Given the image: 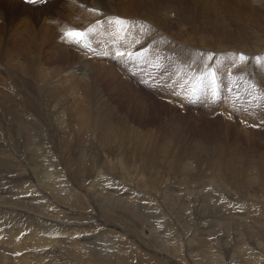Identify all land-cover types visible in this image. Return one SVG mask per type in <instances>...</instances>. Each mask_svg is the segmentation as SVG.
<instances>
[{
	"label": "rangeland",
	"instance_id": "374dc122",
	"mask_svg": "<svg viewBox=\"0 0 264 264\" xmlns=\"http://www.w3.org/2000/svg\"><path fill=\"white\" fill-rule=\"evenodd\" d=\"M63 1L65 0L52 1V3L55 4H51V7L48 6L50 8L45 12L41 11L43 7L38 9L36 6H25L23 4L28 9L27 13L21 9H15L8 12L7 15L9 17L11 14L13 15L12 19H10L9 31L14 33L23 29H28V34L30 36L28 43L31 44V37H37L39 39V37L33 33H40L43 37H45L46 31H43V27H47L46 24L48 21L51 25L57 24V26L50 27L53 30H49L47 28V32L50 34L45 38L46 40L44 39L43 46L40 44L34 45L28 51L19 54V57L15 58L12 63L15 64V67L17 66L20 69L19 70L16 67L13 72H17L18 75L20 74L18 77L21 79L30 78V74H28L30 67H28V69L27 64L22 63L25 62L23 60V56L26 54L35 59L37 58L35 57L37 54L41 60L33 61L35 66L42 64L43 67H47V85L48 83H53V85H46V90L43 89L42 92H38L39 94L35 93L37 92L36 85L39 83L35 81V84L31 88L32 97H38L40 104L43 105V113L41 115L43 120H41V117L39 119L36 118L35 115L37 114L34 113V115H30L31 117L29 116L30 119L27 121L28 124H30L29 128H33L36 125L35 130L31 131L30 134L33 142H36L37 144L38 140H36V138L38 139V137L42 135L43 145H47V147H44L47 149V154L50 155L49 158L52 162H54V165L55 161L60 162L62 166L61 168L63 169L62 178L66 175V177L63 178L64 180L68 176L77 181L78 184L72 186V190L74 189V192H80L82 197H85L82 198L85 202L82 207H85V210L74 209V211H85L89 215L96 216V218H99L100 213L103 218L101 222L109 223V229H112V243L117 245L125 244L126 240H128V244L130 243V248L128 247L124 250L127 251L128 255L132 256H130V259L133 261L132 264H166L164 261H158L159 259L157 258V253H162L164 250L165 251L163 253L167 255L168 258L170 257L169 259H173L172 254H168L169 248L167 247L169 246V242L152 243L148 239V241L146 240V238L149 237V228L152 230L151 224H153L152 226L155 230L162 232L160 234L157 233L156 236L161 235L164 241L169 239L172 241L173 239L171 242L172 245L170 244V246H173V242H175L176 239L179 240V237L176 238L174 237L175 234H173L174 230H177L175 227L178 226L179 229L181 228L185 234V239L188 238V240L191 239V242L194 241L197 244L200 243L199 246L202 247L200 249V253L202 254L201 259L206 260L207 262L212 261L211 255L215 253L214 251L216 249L219 250L222 245L221 242H230L231 245L234 244L232 241H235L236 243L238 242L237 244H234L233 249H236L238 245H248L246 247L249 249V247H253L254 242L258 243L260 241L264 243V36H262L264 35V15H262L264 14V4L259 8V10H262L263 13L261 14L258 10L257 15L259 16H257L256 13L255 15L253 14V21H249L250 24L247 23L244 25V28L241 29V31L238 29L240 26H237V31L239 30V33L236 30L233 31L230 26L233 19L236 17L239 21L240 19L243 20L242 16H246V18L249 17L246 12H243V5H241L244 4L243 0H232L236 4L227 5L233 8L235 6V9L233 10H237L236 13H233L228 9L227 11L217 9V14L220 16L225 29L227 31L234 32L232 34H227L228 32L223 27H218V31L215 26L207 23V10H205L208 5L207 7L214 11L220 3H223L224 0H210V6L207 4L208 0H204L205 6L201 4L204 2H201V0H153L152 4H157L159 2L158 4L161 9L163 7V9H169V11L166 12L167 17L171 18L169 20L174 23L173 25H166L168 29L171 28L169 31L162 25H158L155 22H146V19L142 16L139 18L140 20L130 22V25L132 26L130 27L131 29L128 28L127 24L124 25L123 29L125 30V27L128 29H126L127 31H124L128 39L133 37V34L130 33L132 32V28L137 31L141 30L144 33H147L141 36L139 39L140 41L137 43L141 47V49L136 47L138 48V51L140 50L139 55H135L137 51L136 48L135 50L130 51L133 53L132 58H129L127 55L119 56L116 52H114L115 50H120L122 53H127V47L132 45V41L130 40L123 41L117 38L98 40L96 37L92 36V44L95 46L97 42L95 47L92 46L95 51H99L96 48L105 49L107 51V54L102 55L103 62L109 61L110 59L113 60L111 68L112 71H115L119 78L118 76L116 79L112 77L114 80L111 79V82L110 78L106 77L105 72L100 73L99 71L94 70L92 66V68H85V65L82 64V62L88 60L87 54L83 55L84 57H81V61L79 59L80 57L77 58L79 53L84 54L85 52H79L72 44H69L66 41H61L63 36L62 30L67 27H71L65 18L61 17L59 12L55 13L56 10L62 11L64 9H57L59 4ZM144 1L146 0H143V2ZM102 2L103 0H80L78 6L88 11L92 19L99 14L106 13L110 16H115L114 13H116L119 8L117 9V7L114 6V0H109L110 8L113 11L115 10L114 13L104 10ZM90 4L91 6H89ZM184 4H187V7L189 5L194 6L195 10L187 8ZM166 5H168V7H166ZM87 8L97 9L99 12H92ZM199 8H203V12H198L200 10ZM66 13L68 12L66 11ZM59 20L60 22H58ZM90 22L91 21H89V24H92L84 29L97 26L96 20H92V22ZM255 22L258 25H256ZM259 22L261 23L259 24ZM148 23L154 26L153 30L150 31L148 29L149 25H147L148 27L146 28V24ZM79 25L80 26L73 27L77 29L83 27V25ZM109 27L113 28L115 26L111 23L109 24ZM138 27L141 28L139 29ZM173 28H175V30ZM179 28L187 31L189 34L187 37H189V39L184 37L185 33L182 34L184 31L182 29V31L179 30ZM260 28L262 30H260ZM111 31L112 30H110V32ZM255 33H258V35ZM20 35L25 36L24 33H19L17 35L18 39H20ZM255 35H257V37ZM227 36H229V38ZM159 40H161V42ZM166 40L169 41L166 42ZM189 40L191 41V44H188L190 43ZM203 40L208 41L207 45L211 46H203L201 43ZM51 43L57 47H52ZM64 43L68 45L65 48ZM155 43H158V45H155ZM224 49L226 51H224ZM98 54H100V52ZM208 55H212V59L219 60L218 66L219 69L222 70L221 72L223 73V76H225L228 71H240L230 72L228 79L237 83V94L244 92L246 99H253V110L256 108L255 104L257 102L259 103V111L257 114L238 112L236 116L230 117L218 115L217 113L211 111V106L205 104L208 103L209 105H215V103L209 102L204 96H200V99L187 98V101H190V103L196 101L203 103L205 109L202 108L203 106L190 107L188 104L183 102L177 103L175 101L178 100L180 96H183L184 98L188 96L186 88L192 81V73L190 70L197 68L199 61L204 60V57H207ZM241 55L249 61L246 64V67H249L253 71L246 68H236L233 70L228 69L227 65L230 64L233 58ZM97 62L100 61L98 60ZM78 69L82 72V74H84L82 76L87 79V83L82 80H80V83L75 81L72 82L73 78L75 79V77L78 76L82 77L81 75H78ZM57 70H60V72L55 74L54 71ZM112 71L110 70L108 73H111ZM64 74L65 76L58 78ZM7 75L8 73L6 68L1 67L0 77L3 81H5L3 83H8L10 87L7 86L8 84L5 87V85L1 83V86H3L1 88L3 89H0L13 94H15L14 90L19 92L21 89L23 91L24 88L20 84L19 85L21 87L17 86L12 89V85L6 81L8 79ZM183 76H185L186 81L183 87H180L182 85V81L180 80H182ZM256 78L259 82L258 84H255L254 82ZM118 81L122 83L119 85L120 87L118 86ZM245 82H248L246 87L243 85ZM111 83H114L113 86ZM54 84L57 86H54ZM124 85L128 87L126 90H124ZM49 86H53V88ZM53 89L56 90L53 92ZM64 89H66V91ZM199 90H201V87L197 86V91L195 92L196 95H200ZM173 92H175V94ZM170 95H172L175 99L168 98ZM174 101L176 102L175 105ZM170 105L171 107L174 106V108H170ZM181 105L182 107L180 108ZM217 109L218 107L215 110ZM240 116L241 119L243 117V121H241ZM23 117H27V115L25 114ZM102 117L106 119L107 124L105 123V119ZM102 120L104 121L103 123L101 122ZM246 121H248V124ZM105 125H107V127ZM94 135L97 136L95 137ZM3 136L4 139L2 138ZM24 138L25 137H21V142ZM0 141L5 145L7 141L13 142L9 139L8 134L5 133H1ZM79 151H82L81 156ZM23 152L25 153V150H23ZM12 154L15 158L13 160L20 162L25 160L21 156V152L16 151ZM45 159L48 166L51 167V162H48L47 157H45ZM80 160L84 161L82 167L78 164L79 162H82ZM35 162L39 164L45 163L42 162L41 159ZM75 165L77 167H75ZM75 168L76 170H78V168H83V171H87L83 174L84 176H82V174H77V176H75L73 174V171L76 172ZM25 170L26 169L22 167L18 168L17 172L24 173ZM83 171L81 170V172ZM98 172L100 173L99 179L101 186L97 185L98 180L96 183L93 179L97 177L96 175ZM16 173H14V178ZM255 176L256 179H254ZM104 178H109L107 180L108 183L103 180ZM22 179L23 178H20V180ZM0 181L3 180L0 179ZM93 181V187L87 186L91 185L89 183H93ZM112 181L116 186L112 183ZM82 189H85L84 193L81 192ZM106 189H109L110 192L108 191L109 193H106ZM11 190L20 193L17 197L20 201H34L31 197L25 194L21 182L14 180L3 183L0 182V199H5V206L11 205L12 198H8L9 194L2 195V193L6 191L9 192ZM100 193H102V195H99ZM92 195L95 199H105L106 196H110V199L112 200L109 199L107 201L109 206H105L96 201ZM118 195H123V197H121L122 199ZM129 195L132 197V200H136L137 198V200L140 199V203L137 206L132 202L127 204L125 200L129 201L131 199ZM117 197L119 201L117 200ZM148 198L153 199V201L151 202L150 200H147ZM219 199H224L222 205L219 204ZM93 201L98 202V205L100 206L97 207L94 203L92 204ZM113 201L114 204L112 203ZM233 201H236V209L232 208ZM41 202L42 201L37 204H43ZM253 202L257 204V206H255L256 208L253 206ZM124 203L126 206H122ZM156 203L160 205L157 204L155 205L156 207H154V204ZM147 205H150V207ZM103 206L109 209L112 207V212L109 210L108 213L105 211ZM127 206L129 209L138 210L137 217L136 215L133 217V219H136L131 221L127 218L128 223L122 220L119 215V211L127 213L126 210L124 211L118 209H124L125 207V209H127ZM172 206L175 207V210ZM117 209L119 211H117ZM168 209H170L171 212ZM2 212L0 207V224L2 225L0 233L2 236H0V241H5L6 243L0 244H7V238L10 237L12 229L20 226L21 224L23 225L20 226V229L23 230V232L19 233V237L22 236L23 233L25 234V231L28 229L29 230L27 232L29 235H32V233L37 230L35 226H32L33 223L31 225L30 220L28 221V219L23 216L21 212H12L6 215L3 210ZM30 215L32 216V214ZM71 215H73L71 216V219L73 220L78 218L76 217L77 215ZM199 216L203 219L198 220ZM207 218H209L210 221L208 226L203 225V223L207 221ZM109 219L111 220L109 221ZM115 220L117 221L116 223ZM97 222L91 223L90 225H95L94 228L99 229L103 225H101L99 221ZM173 222H176L177 226L172 224ZM3 223L11 226H4ZM165 224H167V229H165ZM201 225L203 230L196 231L198 230V227H201ZM12 226L14 227L12 228ZM85 226L84 229L87 233L82 232V236L89 237L91 233L86 231L87 228H85ZM148 226L149 228H147ZM21 227L24 228L22 229ZM94 228L93 230L96 232L97 230ZM102 228L105 229L106 227ZM6 231L9 232V234ZM169 233L172 235V238L171 236L169 237ZM180 237L181 241L185 242V240L182 239V236ZM138 241L142 243H138ZM18 244L22 245V243ZM99 244L100 243H95L97 247L103 248V250L98 249V251L94 254V257L97 255L103 257L107 254L105 252L110 250L107 247H104L109 243ZM28 247L29 250L32 249L30 248L31 246H26L25 248ZM29 250L25 249V251H23L20 255H11L9 256V259L11 260L12 258L18 257L21 258L23 255H26ZM48 250L51 251V249ZM236 250L240 251L238 248ZM38 251L39 249L32 250L31 254H29L31 255L30 257L33 256L36 258L38 256L41 257L45 255V253H40ZM187 252H189V250ZM3 253L4 250H0V254ZM61 253L62 254L55 253V255L52 254V256L64 257V255H66V261L69 264V253H67L68 255L66 253L63 254V252ZM146 253L152 257L149 255L145 256ZM52 256L50 255V258H52ZM80 259L87 260V254L77 253L75 255L74 262L81 261ZM176 260H178L176 264H189L187 260L183 261L178 257ZM195 260L196 262H199V259H194V261ZM202 262L205 264V261ZM9 263L14 264L11 261H8L7 264Z\"/></svg>",
	"mask_w": 264,
	"mask_h": 264
},
{
	"label": "bare ground",
	"instance_id": "6f19581e",
	"mask_svg": "<svg viewBox=\"0 0 264 264\" xmlns=\"http://www.w3.org/2000/svg\"><path fill=\"white\" fill-rule=\"evenodd\" d=\"M54 1V0H53ZM56 1V0H55ZM79 1L80 0H65L63 1L62 3L59 4V6L57 7V9H61V8H64L62 11H57L59 12V14L61 15L62 18H65V20L67 21V23L70 24L71 27L73 26H80L79 24L83 25V27H80V29H84L85 27H88L90 26L92 23V20H96L97 22V26L95 27H92L94 28V34H93V37H96L98 40H108V39H121L123 41L125 40H130L132 41V45H130L129 47H127V51L130 52L132 50H135L136 47H139V49H141V47L137 44L140 40V37L147 34V33H141L140 31H137L135 30L134 28H132V33L133 34V37H131L130 39H128L124 33V31H127V27H125L126 29L122 30V31H119L118 30V27L117 25L114 24V21L115 19L117 18H120V19H123L125 21H128L127 23V26L128 28L132 27L130 25V22H136L138 20H140L139 18L143 16V18L146 19V22H155L157 23L158 25H162L163 27H165L167 30L170 31V29H168L166 27V25H170L172 23V21H170L169 19L171 18H168L167 17V14L166 12L169 11V9H161L160 5L157 3V4H152L153 3V0H146L143 2V0H114V6L117 7V9L119 8V10H117L116 13L115 10L113 11L111 8H110V5H109V0H103L102 2V7L104 8V10H106L107 12H113L115 14V16H110L108 13L106 14H99L98 16H96L95 18H91V15L88 11L84 10L82 7H79ZM86 1V0H85ZM100 1V0H99ZM151 1V2H150ZM157 1H160V0H157ZM182 1V0H181ZM197 1V0H196ZM204 1V0H201V2ZM207 1V0H206ZM238 1V0H236ZM18 2V3H17ZM141 2V3H140ZM244 4H241L243 5V12H246V14L249 16L246 18V16H242V19H239L236 17L233 19L232 23H231V29L234 31L236 30L237 31V26H240L238 29H243L244 28V25H246L247 23H249V21H253V14L257 15V11L259 10V8L261 6H263L264 4V0H243ZM90 3V1H89ZM156 3V2H155ZM199 3V2H198ZM210 0H208V3L209 6H210ZM51 4H55V3H52L51 1L46 4L45 7H43V9L41 10L42 12L44 11H48L49 8L51 7ZM190 4V3H189ZM188 4V5H189ZM203 6H205V1L201 3ZM213 4V3H212ZM217 4V3H216ZM228 4H231V5H235L236 3L233 2L232 0H229V1H226L224 0L223 3L219 4L217 8H215V10H211V8L207 7L206 6V9L207 10V18H206V21L207 23H209L210 25H213L217 28V30L219 29L218 27H224L223 25V22L221 21V18L220 16L217 14V9H220V10H223V11H227L230 10L232 11L233 13L237 10H233L235 9V6L234 8L231 7V6H227ZM185 5V4H184ZM187 5V4H186ZM185 5V6H186ZM240 5V6H241ZM50 6V7H48ZM56 6V5H55ZM91 6V4L89 5ZM88 6V7H89ZM201 6V5H200ZM213 6V5H211ZM217 6V5H216ZM239 6V7H240ZM53 7V6H52ZM112 7V5H111ZM166 7H168V5H166ZM187 7V6H186ZM264 7V6H263ZM187 8L189 9H194V6H188ZM213 8V7H212ZM15 9H21L23 10L25 13H27V8L22 4L21 5V2L19 1H16V0H0V66L3 67V68H6V71L8 73L7 77L8 79L6 80L7 82H9L11 85H12V89H14V87H17V86H22L24 89L23 91L20 89L19 92H17L16 90H14V93H10L8 91H4V90H1L3 88V86H1V83L5 82L1 79L0 77V136H1V133H5V134H8L9 136V139L13 142H10V141H7L6 142V145L3 143H1L0 141V179L3 180V181H0V182H8V181H19L21 182V185L24 189V192L27 196L31 197L34 201H31V200H27V201H20L18 200V196L20 195L19 192H15V191H9V192H3L2 195H5V194H9L8 195V198H12V201L11 199V205H7L5 206L4 205V200L5 199H0V207H1V212L2 210L4 211V214H10L12 212L14 213H18V212H21L23 216H25L28 221L30 220V223L32 226H35L37 228V230L35 232L32 233V235L28 234V230L25 231V234L23 233L22 236L19 237V233L20 232H23V230L20 229V226L23 225L21 224L20 226L18 227H14L12 226V231H11V235L7 241V244L5 245H2L0 244V250H4V253L3 254H0V264H7L8 261H11L12 263L14 264H68V262L66 261V255H64V257H53L52 254L55 255V253H60L62 254L61 252H63V254H67L69 253V256H70V263L69 264H132V260L130 259V256L131 255H128L127 251L124 250L125 248H130L129 244H128V240H126L125 244H120V245H117V244H114L112 243V240H111V234H112V229L110 230V225L109 223H104V222H101L103 220L102 216L100 215L99 213V218L96 216H92V215H89L88 213H86L85 211H74V209H83L85 210V207H82L84 206L85 202L82 200V198H85V197H82L81 193L78 192H74L72 190V186H75L77 183V181L75 179H71L70 177L67 176V178L64 180L63 178L66 177V175L62 178V166L60 164L59 161H55V165H54V162L51 161V159L49 158V154H47V149L44 147L47 145H43V136L40 135L38 137V139L36 138L37 141V144L36 142H33V139L32 137H30V134H31V131H34L35 128H36V125L33 127V128H29L30 124H28V119H30V115H34V113H36L37 115H35L36 118H40L42 113H43V105L40 104V101L37 98H34L32 97V86L35 84V81L37 83H39L38 85H36V89H37V92L35 93H38V92H42L43 89L46 90V85H47V80H48V71H47V67H43L42 64H38L37 66H35V63L33 61H38V60H41V58L39 59V57H37L36 59L33 58V57H29L27 54L24 55L23 57V60L26 62H22L24 64H27V68L30 67V69L28 70V74H30V78L29 79H21L19 78L16 73L13 72V70L17 67H15V64L12 63L14 61L15 58H18L19 57V54L21 53H24L25 51H28L29 49H31L34 45H38L40 44L41 46H43V41L46 37H48V32H47V28L49 30H53L52 28H50L51 26H57V24H50V22L48 21L47 22V27L44 26L43 27V31H46L45 33V37H43L40 33H33L35 34L36 36L39 37V40L37 37L34 38V37H31V41H32V44L31 43H28V40H29V34H28V29H23L21 31H17V32H14V33H11L9 31V25H10V19H12V14L11 16L9 17L7 15L8 12H11L12 10H15ZM68 13H66V11ZM89 10V8H87ZM200 9V8H199ZM242 9V8H241ZM172 11V10H171ZM170 11V12H171ZM29 12V11H28ZM38 12V11H37ZM173 12V11H172ZM171 12V13H172ZM198 12H203V8L200 9ZM259 12L262 14L263 11L262 10H259ZM40 13V12H39ZM63 13V14H62ZM169 13V12H168ZM170 13V14H171ZM242 13V12H240ZM37 14V13H36ZM170 14H169V17H170ZM192 14V13H191ZM244 14V13H242ZM245 14V15H246ZM18 15V14H17ZM24 15V14H23ZM209 15V16H208ZM264 15V14H262ZM195 16V15H194ZM197 16V15H196ZM202 16V15H201ZM241 16V15H240ZM239 16V17H240ZM259 16V15H257ZM60 17V18H61ZM199 17V16H197ZM205 17V16H204ZM142 18V19H143ZM257 18V17H256ZM57 19V18H56ZM55 19V20H56ZM175 19V18H174ZM196 19V18H195ZM263 19V18H262ZM184 20V19H183ZM258 20V19H256ZM54 21V20H53ZM57 21V20H56ZM84 21H87V22H84ZM89 21H91L89 24ZM144 21V20H143ZM142 21V22H143ZM260 21V20H259ZM264 21V20H263ZM55 22V21H54ZM60 22V20L58 21ZM57 22V23H58ZM140 22V21H139ZM79 23V24H78ZM113 23V25L115 27L113 28H110L109 27V24ZM145 23V22H144ZM193 23V22H192ZM256 23V22H255ZM261 22H259L260 24ZM208 24V25H209ZM250 24V23H249ZM248 24V25H249ZM264 24V23H263ZM262 24V25H263ZM137 25V24H136ZM149 25V27L147 26ZM171 25V26H172ZM247 25V26H248ZM256 25H258L256 23ZM61 26V25H60ZM140 26V25H139ZM246 26V27H247ZM251 26V25H250ZM264 26V25H263ZM124 27V26H123ZM134 27V26H133ZM137 27V26H136ZM148 27V29L151 31L153 30L154 26H152L151 24H146V28ZM214 27V28H215ZM260 27V25H259ZM79 28V27H78ZM139 28V27H138ZM141 28V27H140ZM139 28V29H140ZM145 28V26H144ZM215 28V29H216ZM255 28V27H254ZM62 29V28H61ZM131 29V28H130ZM134 29V30H133ZM147 29V30H148ZM160 29V28H159ZM175 30V28H173ZM182 29V28H181ZM179 28V30H181ZM186 29V28H185ZM200 29V28H199ZM211 29V28H210ZM221 29V28H220ZM256 29V28H255ZM110 30H112L110 32ZM173 30V31H174ZM184 31V29H182ZM181 30V31H182ZM205 30V29H204ZM226 30V29H225ZM245 30V29H244ZM248 30V29H247ZM260 30H262L260 28ZM259 30V31H260ZM57 31V30H56ZM216 31V30H215ZM219 31V30H218ZM221 31V30H220ZM227 31V30H226ZM235 31V32H236ZM239 31V30H238ZM237 31V32H238ZM255 31V30H254ZM253 31V32H254ZM258 31V32H259ZM61 32V31H60ZM63 32V31H62ZM140 32V33H139ZM152 32H155V31H152ZM223 32V31H222ZM228 33L227 34H232L234 32L232 31H227ZM256 32V31H255ZM264 32V31H263ZM19 33H24L25 36L23 35H20L18 39L17 38V35ZM54 33V32H53ZM174 33V32H173ZM184 37L188 38L187 36H189V34L187 33V31H184L182 34H184ZM198 33V31H197ZM214 33V32H213ZM239 33V32H238ZM252 33V32H251ZM261 33V32H259ZM61 34V33H60ZM160 34V33H159ZM168 34V33H166ZM258 35V33H255ZM63 35V34H62ZM164 35V34H163ZM192 35V34H191ZM226 35V33H225ZM257 35H255L257 37ZM261 35V34H260ZM31 36H32V32H31ZM171 36V35H170ZM168 36V37H170ZM264 36V35H262ZM63 37V36H62ZM176 37V35H175ZM183 37V38H184ZM224 37V35H223ZM226 37V36H225ZM229 38V36H227ZM261 37V36H260ZM162 38V37H161ZM165 38V37H164ZM185 38V39H186ZM191 38H194V37H191ZM168 39V38H166ZM173 39V37H172ZM175 39V38H174ZM46 40V39H45ZM202 40V39H201ZM61 41L65 42V40L63 38H61ZM161 42V40H159ZM158 41V42H159ZM169 41V40H168ZM166 40V42H168ZM186 41V40H184ZM188 41V40H187ZM190 41V40H189ZM193 41V40H192ZM195 42V41H193ZM164 43V41H163ZM203 44V46L207 45L208 41H202L201 42ZM63 44V43H62ZM65 47H67L68 45L66 43H64ZM97 44V42H96ZM95 44V46H96ZM158 45V43H155V45ZM169 44V43H168ZM188 44H191V41L190 43ZM52 45V43H51ZM154 45V46H155ZM200 45V44H199ZM263 45V44H262ZM59 46V45H58ZM75 49H77L79 52H85L84 54L83 53H79V55H77V58L80 57V61H81V57H84L83 55L87 54V57H88V60L85 61V62H82V64L85 65V68L87 67H93L94 70H97L99 71L100 73L102 72H105L106 73V77L110 78V81L111 79L114 80V78L116 79V77L118 75H116L115 71L113 70L112 71V62L113 60H109V61H105L103 62V54H107V51L105 49H99V48H96L98 49L99 51L96 52H92V51H87L85 49H82V48H78L77 46L75 47V45H73ZM92 46H94L92 44ZM94 46V47H95ZM153 46V45H152ZM201 46V45H200ZM199 46V47H200ZM207 46H211V45H207ZM52 47H57L56 45H52ZM132 47V48H130ZM259 47V46H258ZM50 48V47H49ZM60 48V47H59ZM63 48V47H62ZM63 48V49H64ZM130 48V49H129ZM137 51H136V54L135 55H139L140 54V50L138 51V48H136ZM264 49V48H263ZM218 50V49H217ZM249 50V49H247ZM57 51V50H56ZM120 52V50H115L114 52ZM222 51V50H221ZM224 51H226L224 49ZM258 51V50H256ZM60 52V51H59ZM68 52V51H67ZM100 52V54H98ZM127 52V53H128ZM40 53V52H39ZM29 54V53H28ZM32 54V53H31ZM56 54V53H55ZM67 54V53H66ZM30 55V54H29ZM45 55V54H44ZM73 55V54H72ZM76 56V55H75ZM181 56V55H180ZM22 57V56H21ZM76 58V57H75ZM76 58V59H77ZM78 59V60H79ZM87 59V58H86ZM101 59V60H100ZM178 59V58H177ZM17 60V59H16ZM15 60V62H16ZM100 61V62H97V61ZM31 62V63H30ZM95 62V63H93ZM93 63V64H91ZM110 65H109V64ZM189 63V61H188ZM183 64V63H182ZM19 65V64H18ZM20 66V65H19ZM0 67V68H1ZM91 67V68H92ZM18 68V67H17ZM19 69V68H18ZM90 69V68H89ZM20 70V69H19ZM25 70V69H24ZM27 70V69H26ZM82 70V69H81ZM112 71L111 73H108V71ZM77 71L78 72V75H84L82 74V72H80V70L78 69ZM76 71V72H77ZM51 72V71H50ZM60 70H57V71H54L55 74L59 73ZM5 73V72H4ZM87 73V71H86ZM77 74V73H76ZM75 74V75H76ZM73 75V74H72ZM64 75H61L59 76L58 78H62ZM99 77V76H98ZM114 77V78H112ZM119 78V76H118ZM85 81L87 83V79L82 76H78V77H75V79L73 78L72 82H77V83H80L81 81ZM52 82V81H51ZM112 82V81H111ZM119 82V81H118ZM84 83V82H83ZM8 84V83H7ZM6 83L3 85H7ZM20 84V85H19ZM50 83H48L49 85ZM82 84V83H81ZM109 84V82H108ZM114 83H111V85L113 86ZM122 84V83H118V86ZM47 85V86H48ZM50 85H53L50 84ZM9 86V84L7 85ZM20 86V87H21ZM54 86H57L54 84ZM84 86V85H83ZM10 87V86H9ZM51 87V86H49ZM60 87V86H58ZM87 87V86H86ZM120 87V86H119ZM170 87V86H169ZM178 87V85H177ZM176 87V88H177ZM53 88V86L51 87ZM122 88V87H121ZM124 90H126L128 87L126 85H124ZM175 88V87H174ZM6 89V88H5ZM105 89V88H104ZM8 90V89H6ZM54 90L56 89H53L52 91L54 92ZM58 90V89H57ZM66 91V89H64ZM63 90V91H64ZM68 90V89H67ZM176 90V89H175ZM13 91V90H12ZM128 91V90H127ZM169 91V89H168ZM48 92V91H47ZM52 92V93H53ZM51 93V94H52ZM169 93V92H168ZM175 94V92H173ZM172 93V95H173ZM177 93V92H176ZM39 94V93H38ZM54 94V93H53ZM60 94V92H59ZM58 94V95H59ZM170 94V93H169ZM167 94V95H169ZM47 95V94H46ZM57 95V94H56ZM63 95V94H62ZM65 95V94H64ZM166 95V96H167ZM172 95H170L168 98H172V99H175ZM180 96V95H179ZM178 96V97H179ZM57 98V97H56ZM63 99V98H62ZM67 99V98H65ZM64 99V100H65ZM177 99V98H176ZM132 100V99H131ZM166 100V99H165ZM187 101V97L184 98L183 96H180L178 98V100H175L177 103L181 102L182 101ZM59 101V100H58ZM68 101V100H67ZM163 101V100H162ZM161 101V102H162ZM174 101V105H175V102ZM168 102V101H167ZM163 103V102H162ZM166 104V102H165ZM83 106V104H82ZM142 106V105H141ZM25 107V108H23ZM85 107V105H84ZM170 108H174L171 107V105L169 106ZM182 107V105L180 106V108ZM178 108V107H177ZM176 108V109H177ZM81 110V109H80ZM173 110V109H172ZM84 111V109H83ZM87 112V111H86ZM79 113V112H78ZM27 115V117H23L24 115ZM80 114V113H79ZM78 114V115H79ZM240 115V114H239ZM244 115V114H243ZM30 116V117H29ZM61 116V115H60ZM75 117V116H74ZM80 117V116H79ZM86 117V116H85ZM245 117V116H244ZM247 117V115H246ZM104 118V117H102ZM251 118V117H250ZM260 118V117H259ZM37 119V120H38ZM46 119V117H45ZM60 119V118H59ZM105 119V118H104ZM240 119H241V116H240ZM243 119V117H242ZM241 119V121H243ZM41 120L42 117H41ZM88 120V119H87ZM248 120V119H247ZM36 121V120H35ZM84 121V120H83ZM249 121V120H248ZM248 121L247 124H248ZM41 122V121H39ZM91 122V121H90ZM102 123L104 122L103 120L101 121ZM105 123H106V119H105ZM39 124V123H38ZM42 124V123H40ZM47 124V123H46ZM63 124V123H62ZM107 124V123H106ZM246 124V123H245ZM244 124V125H245ZM254 124V123H253ZM57 125V124H56ZM75 125V124H74ZM88 125V124H87ZM101 125V123H100ZM104 125V124H103ZM48 126V125H47ZM107 127V125H105ZM52 127V126H51ZM100 127V126H99ZM44 128V127H43ZM64 128V127H63ZM88 128V127H87ZM102 128V127H101ZM51 129V128H50ZM41 133V132H40ZM65 133V131H64ZM46 134V133H45ZM72 135V134H71ZM38 136V135H37ZM95 136V135H94ZM97 136V135H96ZM95 136V137H96ZM21 137H25L23 139V141L21 142ZM78 137V135H77ZM103 137H104V134H103ZM4 139V136L2 137ZM20 138V139H19ZM76 138V137H75ZM99 138V137H98ZM64 139V138H63ZM104 139V138H103ZM53 140V139H52ZM79 140V139H78ZM98 141V140H97ZM65 142V141H64ZM11 143V144H10ZM61 143V142H60ZM46 144V143H45ZM53 144V143H51ZM65 144V143H64ZM52 148V147H51ZM78 148V147H77ZM23 150H25V153L23 152ZM68 150V149H67ZM76 150V149H75ZM21 152V156L23 157V159H25L24 161H16V160H13L15 159L13 154L14 152ZM10 152V154H9ZM91 153V152H90ZM108 153V152H107ZM79 154L81 156L82 154V151H79ZM63 155V154H62ZM79 156V157H80ZM34 157V158H33ZM45 157L48 158V162H51V167L48 166V163L45 159ZM65 157V156H63ZM61 157V158H63ZM17 158V157H16ZM251 158V157H250ZM18 159V158H17ZM41 159L42 162H45L44 164H39V163H36L35 161ZM111 159V158H110ZM239 159V158H238ZM20 160V159H19ZM58 160V159H56ZM72 160V159H71ZM76 160V159H75ZM82 162H79L78 164L82 167V164H83V160H80ZM94 162V161H93ZM75 163V162H74ZM86 163V162H85ZM14 164V165H13ZM63 165V163H62ZM86 165V164H85ZM74 166V165H73ZM84 166V165H83ZM24 167L25 172L24 173H18L17 172V169L18 168H22ZM75 167H77L75 165ZM79 167V166H78ZM88 167V166H87ZM64 168V167H63ZM239 168V167H238ZM74 170V169H73ZM76 170V168H75ZM81 170L83 171V168H78V170H76V172L73 171V174L75 176H77V174H82V176H84L83 174L87 171H83L81 172ZM17 172V173H16ZM68 172V171H67ZM67 172H65L66 174H68ZM124 172V171H123ZM11 173V175H10ZM14 173H16L15 175V178H14ZM100 173L98 172V174L96 175L97 177L96 178H93L94 181L96 182L98 180V186H101L100 185ZM10 176V177H9ZM258 176V175H257ZM20 178H23L22 180H20ZM89 178V177H88ZM83 179V178H82ZM256 179V176L255 178ZM253 179V180H254ZM91 180V178H90ZM94 181L93 183H89L91 185H87L89 187H93L94 186ZM110 181V180H109ZM258 181V180H257ZM85 182V181H84ZM83 183V181H82ZM97 183V182H96ZM102 183V182H101ZM108 183V181H107ZM111 183V182H110ZM112 183L114 184V182L112 181ZM111 183V184H112ZM85 185V184H83ZM104 185V183H103ZM102 185V186H103ZM115 185V184H114ZM96 186V184H95ZM107 186V185H106ZM116 186V185H115ZM105 187V186H104ZM74 188V187H73ZM76 188V187H75ZM81 188V186H80ZM97 188V186H96ZM101 188V187H100ZM93 190V189H92ZM100 190V189H99ZM220 190V189H219ZM91 191V190H90ZM104 191V190H103ZM102 191V193H103ZM106 193H109L110 190L106 189L105 190ZM109 191V192H108ZM176 191V190H175ZM82 193L85 192V189H82L81 191ZM216 192V191H215ZM97 193V192H96ZM99 193V192H98ZM102 193H100L99 195H102ZM260 193V192H259ZM175 194V192H174ZM257 194H258V191H257ZM108 195V194H107ZM213 195V194H211ZM88 196V195H87ZM91 196V195H90ZM120 198L123 197V195H118ZM128 196V195H126ZM130 196V195H129ZM196 196V195H195ZM262 196V195H261ZM1 197V196H0ZM92 197L95 199V197L92 195ZM116 197V196H115ZM125 197V196H124ZM131 197V196H130ZM211 197V196H210ZM111 197L110 196H106L105 199H95L96 201L100 202V204L102 203V205H105V206H109L107 201L110 199ZM136 198V196H135ZM181 198V197H180ZM93 199V200H94ZM114 199V198H113ZM122 199V198H121ZM125 199V198H124ZM138 199V198H137ZM132 200V197L131 199L128 201L125 200V202H127V204H130L131 202L133 204H136V206L140 203V199L139 200ZM159 199V198H157ZM167 199V198H166ZM92 200V199H90ZM112 200V199H110ZM117 200L119 201L118 197H117ZM147 200H150L151 202L153 201V199L151 198H148ZM146 200V201H147ZM156 200V199H155ZM212 200V198H211ZM9 201V200H8ZM42 201L41 203L43 204H37L38 202ZM96 201H93L92 204L94 203L97 207H99L100 205H98V202ZM158 201V200H157ZM165 201V200H164ZM143 202V201H142ZM163 202V201H162ZM170 202V201H169ZM264 202V201H263ZM114 204V201L112 202ZM117 203V202H116ZM119 203V202H118ZM161 203V202H159ZM165 203V202H163ZM171 203V202H170ZM169 203V204H170ZM253 206H257V204L255 202H253ZM120 204V203H119ZM125 204V203H124ZM122 205V206H126L125 205ZM158 203L154 204V207H156L155 205H157ZM4 205V206H3ZM121 205V204H120ZM160 205V204H158ZM162 205V204H161ZM168 205V203H167ZM166 205V206H167ZM215 205V204H214ZM264 205V204H263ZM115 206V205H114ZM121 206V207H122ZM150 207V205H147ZM153 206V205H152ZM164 206V207H166ZM170 206V205H169ZM168 206V207H169ZM128 207V206H127ZM160 207V206H159ZM174 207V206H172ZM204 207V206H203ZM214 207V206H213ZM260 207V206H259ZM262 207V206H261ZM264 207V206H263ZM103 208L105 209V211H107L109 213V210H111L112 212V207L111 209L109 208H105L103 206ZM102 208V209H103ZM126 208V207H125ZM121 209V208H118L119 210H126L127 213H122L121 211H119L117 209V211H119V215H120V218L122 220H124L126 223H128V220H131V221H134V218L133 217L136 215L137 217V212L138 210L137 209H129V207L127 209ZM171 208V207H170ZM212 208V207H211ZM210 208V209H211ZM251 208V207H250ZM256 208V207H255ZM258 208V207H257ZM93 209V208H92ZM95 209V208H94ZM152 209V207H151ZM153 209H156V208H153ZM115 210V209H114ZM159 210V209H158ZM170 212L171 210L168 209ZM173 210V209H172ZM174 210H175V207H174ZM173 210V211H174ZM257 210V209H256ZM263 210V209H262ZM136 211V212H134ZM95 212V211H94ZM164 212V211H163ZM166 212V210H165ZM251 212V211H250ZM257 212V211H256ZM3 213V212H2ZM102 213V212H101ZM114 213V212H113ZM116 213V212H115ZM205 213V212H204ZM32 214V216L30 215ZM71 214H74V215H77L76 217H78L76 220H73L71 219ZM107 214V213H105ZM164 214V213H163ZM166 214V213H165ZM95 215V214H94ZM103 215V214H102ZM118 215V216H119ZM141 215V214H140ZM261 215V214H260ZM117 216V215H116ZM161 216V215H160ZM198 216V215H197ZM208 216V215H207ZM115 217V216H114ZM159 217V216H157ZM75 218V217H74ZM141 218V217H140ZM161 218V217H160ZM176 218V217H175ZM26 219V220H27ZM158 219V218H157ZM172 219V218H171ZM178 219V218H177ZM203 219V218H202ZM201 217L199 216L198 220H202ZM106 220V219H105ZM111 219H109L110 221ZM156 220V219H155ZM167 220V219H166ZM165 220V221H166ZM97 221L100 222L101 225V228L102 227H106L105 229H96L94 228V226H91L90 224L91 223H96ZM113 221V220H112ZM123 221V222H124ZM143 221V220H142ZM141 221V222H142ZM160 221V220H159ZM171 221V220H170ZM169 221V223H170ZM176 221V220H175ZM178 221V220H177ZM194 221V220H193ZM20 222V221H19ZM25 222V221H24ZM117 221L115 220V223ZM163 222V221H162ZM172 222V221H171ZM98 223V222H97ZM135 223V222H134ZM168 223V224H169ZM181 223V222H180ZM202 223V222H201ZM200 223V224H201ZM210 221H209V218H207V221H205L203 223V225H209ZM4 224V223H3ZM132 224V223H131ZM130 224V225H131ZM140 224V222H139ZM138 224V226H139ZM172 224H175L176 225V222H173ZM86 225V226H85ZM90 225V226H89ZM133 225V224H132ZM153 224H151V228L152 230L149 228V226L147 228H149V237L146 238V240L148 239L150 242L152 243H166V242H169V246L171 244L172 241L169 239L167 241H164L161 237V235L159 236H156V234H160L162 232H158L157 230H155V228H153L152 226ZM166 227L165 229H167V224H165ZM170 225V224H169ZM4 226H11V225H5ZM28 226V225H27ZM84 226L85 228H87L86 231H89L91 233V235L89 237L87 236H82V232H85V229H84ZM98 226V225H96ZM174 226V225H173ZM172 226V228H173ZM177 226V225H176ZM1 227L2 225L0 224V233H1ZM90 227V228H89ZM99 227V226H98ZM113 227V226H111ZM123 227V226H122ZM7 228V227H5ZM9 228V227H8ZM22 228V227H21ZM24 228V227H23ZM22 228V229H23ZM94 229H96L97 231L95 232ZM140 228V226H139ZM171 228V227H169ZM171 228V229H172ZM177 230H174L173 234L174 237L178 238L179 237V240L176 239L175 242H173V246H168L167 248L168 249V254H172L173 256V259H169L167 255H165L163 252L165 251H162L157 253V258L159 259L158 261H164L166 264H176V262L178 260V258H181L183 261H188L189 264H203L202 261H205V264L206 263H210V264H264V243L262 242H258V243H255L254 242V245L253 247H249V249H247L246 246H240L238 245L236 247V249H240V251L236 250V249H233V246L234 244L236 243L235 241H232V243H234L233 245H231L230 242H224L222 243L221 242V246L218 249H216L212 256V261H206V260H203L201 259V248L199 246L200 243H195L194 241H190L187 239H185V234L183 233V231L181 230V228L179 229L178 226L175 227ZM10 229V228H9ZM27 229V228H26ZM116 229V228H115ZM121 229V228H120ZM164 229V228H163ZM198 230L196 231H202L203 228H202V225L201 227H198L197 228ZM137 230V229H136ZM161 230V228H160ZM114 231V230H113ZM168 231V230H167ZM7 232V231H6ZM166 232V231H165ZM187 232V230H186ZM185 232V233H186ZM260 232V231H259ZM4 233V232H3ZM9 234V232H7ZM87 233V232H85ZM117 233V232H116ZM137 233V232H136ZM135 233V234H136ZM189 233V232H188ZM187 233V234H188ZM114 234V233H113ZM120 234V233H119ZM118 234V235H119ZM125 234V233H124ZM140 234V233H139ZM138 234V235H139ZM86 235V234H85ZM256 235V234H255ZM2 236V235H0ZM4 236V235H3ZM9 236V235H8ZM7 236V237H8ZM115 236V235H114ZM117 236V234H116ZM122 236V235H121ZM124 236V235H123ZM171 236L172 238V235H170L169 233V237ZM182 236V239L185 240V242L181 241V237ZM195 237V236H194ZM227 238V237H226ZM229 238V237H228ZM115 239V238H114ZM113 239V240H114ZM219 239V238H218ZM217 239V240H218ZM236 239V238H235ZM147 240V241H148ZM223 240V239H222ZM238 240V239H237ZM130 241V240H129ZM134 241V240H133ZM216 241V240H215ZM220 241V240H219ZM229 241V240H228ZM239 241V240H238ZM135 242V241H134ZM217 242V241H216ZM0 243H6L5 241H0ZM18 243H22V245L18 244ZM25 243V244H23ZM95 243H100L99 245H101V243H109V244H106L104 247H107L108 250L106 255H102L103 257L101 256H95L94 257V254L96 253V251L99 250H103V248H99L95 245ZM138 243H142L140 241H138ZM238 243V242H237ZM236 243V244H237ZM243 243V242H242ZM133 244V243H132ZM95 245V247H94ZM142 245V244H141ZM172 245V244H171ZM26 246H31L29 250V247L28 248H25ZM36 246V247H35ZM144 246V245H143ZM142 246V247H143ZM166 246V245H164ZM66 247V248H65ZM159 247V246H158ZM161 247V246H160ZM205 247V246H204ZM252 248V250H251ZM25 249H28L29 252L26 253V255H23L22 257L24 258H12L11 260L9 259V256L11 255H15V254H21L23 251H25ZM36 249H39L38 252L40 253H45L44 256H41V257H30L31 255V252L32 250H36ZM48 249H51L48 250ZM158 249V248H157ZM48 250V251H47ZM137 250V249H136ZM162 250V249H161ZM189 250V252L187 251ZM61 251V252H60ZM142 252V251H141ZM204 252V250H203ZM6 253V254H5ZM48 253V254H46ZM77 253H84V254H87V257L88 259L87 260H81V261H78V262H74V259H75V255ZM100 253V252H99ZM136 253V252H135ZM144 253V251H143ZM142 253V254H143ZM25 254V253H24ZM151 254V253H150ZM50 255L52 256V258H50ZM57 255V254H56ZM68 255V254H67ZM81 255V254H80ZM146 255H149V254H145ZM86 256V255H85ZM90 256V257H89ZM144 256V255H143ZM150 257H152L151 255H149ZM204 256V255H203ZM68 257V256H67ZM132 257V256H131ZM148 257V256H147ZM163 257V258H162ZM79 258V257H78ZM82 258V257H81ZM86 258V257H85ZM69 259V258H68ZM83 259V258H82ZM194 259H199L198 261L199 262H196V260L194 261ZM77 260V259H76ZM180 260V261H182ZM134 261H135V258H134ZM144 262V260H143ZM141 263V262H140ZM146 263V262H145ZM10 264V263H9ZM149 264V263H148ZM179 264V263H178Z\"/></svg>",
	"mask_w": 264,
	"mask_h": 264
},
{
	"label": "snow or ice",
	"instance_id": "6c2138e0",
	"mask_svg": "<svg viewBox=\"0 0 264 264\" xmlns=\"http://www.w3.org/2000/svg\"><path fill=\"white\" fill-rule=\"evenodd\" d=\"M26 2L31 3V4H39V3H44L45 0H26ZM89 11L92 12H99V10L97 9H89ZM128 23V21H125L123 19L117 18L114 21V24L119 26L118 30L122 31L123 30V26L126 25ZM63 31V39L72 45L77 46L78 48H83L87 51H92L94 52L95 49L92 47V36L94 34V28L89 27L86 29H77L74 27H67L65 29L62 30ZM117 55L119 56H124L127 55L129 58L133 57V53L128 52V53H122V52H117ZM209 59H211V57H209ZM240 60L244 61L245 57L243 55L240 56ZM205 77L209 78L212 82L215 81L216 78V74L214 71H209L205 74H202L201 76L196 78V83L193 84L192 86V93L193 95L195 94V92L197 91V86L200 84H203Z\"/></svg>",
	"mask_w": 264,
	"mask_h": 264
}]
</instances>
